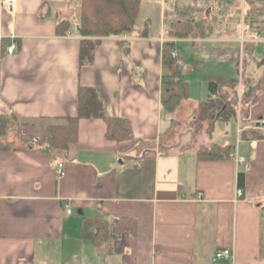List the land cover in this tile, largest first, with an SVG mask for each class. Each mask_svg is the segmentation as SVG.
Listing matches in <instances>:
<instances>
[{"label": "crops", "instance_id": "crops-1", "mask_svg": "<svg viewBox=\"0 0 264 264\" xmlns=\"http://www.w3.org/2000/svg\"><path fill=\"white\" fill-rule=\"evenodd\" d=\"M222 3L142 0L135 29L102 36L92 61L80 64V0H16L13 12L0 0V121L15 115L0 132V264L264 263V137L259 136L264 133V58L252 52L244 63L246 42L259 41L264 31L250 35L245 30L246 2L240 29L238 20L226 15L216 18L218 31L209 36H172L166 25L186 6L210 22ZM157 5L160 26L154 28ZM63 19L71 20L67 33L58 31ZM168 40L174 41L171 55L164 50ZM180 43L194 60L181 61ZM220 62H236L243 72L236 84L212 92L210 80L235 77L211 75ZM181 64L189 94L168 111L161 101L162 76ZM194 68L196 79L206 84L205 98L191 92L184 76ZM243 73L263 78L243 116L237 99L226 120H212L207 101L218 95L238 97ZM80 85L96 87L106 114L128 118L133 136L109 138L104 117L84 116L77 139L63 155L52 157L43 147L47 127L31 119L76 115ZM192 103L203 109L201 115L194 110L189 117L176 115ZM233 120L235 133L216 131ZM214 142L231 145V154L198 155V148ZM60 161L63 175L57 169ZM66 203L71 213L65 212ZM94 213L135 218V230L98 248L82 231L84 218ZM223 247L233 250L228 260L215 258Z\"/></svg>", "mask_w": 264, "mask_h": 264}, {"label": "trees", "instance_id": "trees-1", "mask_svg": "<svg viewBox=\"0 0 264 264\" xmlns=\"http://www.w3.org/2000/svg\"><path fill=\"white\" fill-rule=\"evenodd\" d=\"M142 0H80L78 11L79 30L82 35L80 43V64L89 63L93 59L94 50L102 36L123 34L132 32L137 24ZM224 3L229 0H220ZM246 9L243 12L245 30L250 35H258L264 31V1L245 0ZM222 5V6H223ZM177 17L166 21L167 30L172 36L183 37L189 35L210 34L213 25L207 17H195L192 6L179 7ZM70 19H63L59 24L60 33L69 31ZM147 29V26H146ZM174 47V41H165V54L170 53ZM239 81L234 78H218L210 80L212 92L220 85L236 84ZM256 88L254 78L246 76L242 95L246 101L250 100ZM189 94V81L183 78L179 71L164 74L162 76L163 107L174 110L178 104ZM237 95L227 98L226 95H218L207 101L210 106L212 120L222 118L226 120L235 112L233 102L237 101ZM5 115H7L5 113ZM102 116L107 122V136L114 139H125L133 136L131 123L128 118L122 116H109L105 112L104 102L99 90L93 86L80 85L78 98V113L65 116H41L31 119V122L43 123L48 130L44 149L52 157L63 155L70 142L78 137V123L81 117ZM15 115H8L0 121V132L11 123ZM259 136L264 137V133ZM231 145L223 146L212 143L210 146L198 148V155L205 158H222L231 154ZM240 182L243 172H239ZM136 220L132 217H108L103 213H94L84 218L82 227L83 236L94 241L96 246L119 237L125 230L134 231ZM264 264V263H263Z\"/></svg>", "mask_w": 264, "mask_h": 264}, {"label": "rangeland", "instance_id": "rangeland-1", "mask_svg": "<svg viewBox=\"0 0 264 264\" xmlns=\"http://www.w3.org/2000/svg\"><path fill=\"white\" fill-rule=\"evenodd\" d=\"M244 3H243V0H229V2L224 3V5L222 6V8L219 11L218 10L216 11L217 15L214 16V18L211 20V22L213 21V22L216 23V26L214 28H212L210 34L212 32L214 33L215 31H218V30H215V28L218 27V21H216V18L217 19H219L220 17L223 18L224 15H226V17H228V18H230V16H231L233 18L232 20H234V21L235 20H238V28L239 29L240 28H243L242 27V23L240 22V15H241L240 12H243ZM236 4L237 5L240 4L238 6V8L237 7L235 8ZM158 7H159V5H157V7H155V9L157 11V16L155 17V19H153L154 28H157V26L159 28V26H160V15H159V8ZM167 9H169V5H167ZM236 13H238V14L236 15ZM204 14L205 13L203 11L201 15L203 16ZM209 35H207V36H209ZM259 39H260L259 41H256V42L252 43L251 45H250L249 42H246V51H245V54L246 55L244 57V59H246V60H244V63L251 57L252 52L254 53L253 54L254 57L256 56V57H261L262 59L264 58V32L261 33ZM178 47H179V50L181 51V54H182L181 61H183V63L185 61L194 60V58L191 56L190 52H188L186 50V47L187 46H186L185 43H183V44L180 43L178 45ZM185 51H187V54L186 55H185ZM192 63H193V61H192ZM181 66H182V64L178 66V71L182 68ZM228 67H231L232 70L230 71V73H225V71H227V68ZM237 68H239V66L236 64V62L233 65L230 64L229 66H226V65H224L223 63L220 62L219 64L214 65V68H213V70H212V72L210 74L211 75L218 74V75H215L216 77H218V76H228V77L235 76L236 77V76H239L240 73L242 74V72H243V67L242 66L240 67L241 68L240 69V73L237 70ZM196 70H197V68L196 69L195 68L194 69H189V70L185 71L186 74L184 73V76L185 77H188L189 80H190V82H191V92L196 97H198V98H205L206 97V94H207L206 84H204L202 86L200 84V82H199V79H196V78H199L200 77L197 74ZM260 70L261 69H258L257 71L259 73H262ZM241 78L242 79H240V81L242 80V84H245L246 76H245L244 73H243V75H242ZM194 79H196V80H194ZM262 79L263 78H261V79L258 78L257 80H254V83L256 84V87L263 82ZM251 98H252V96H251ZM237 99H238V102H240V105H239V108H240V110H239L240 111V116H243V114L245 112L244 110H245V106H246V99L243 97L242 93L238 96ZM235 104L238 105L239 103L238 104L235 103ZM189 110H194V114H196V115H201L202 112H203V109L202 108H197V105L195 106V104L192 103L191 106L190 105L184 106V108H182L181 110H179V112L176 115L177 116L178 115H181V116H184V117H189L188 116ZM166 119H167V117L164 116L163 132H162V134H163L162 140L164 139L163 144L166 143V141H165V139H166L165 138V136H166L165 135L166 134V127H165V125L167 123V120ZM240 125L243 127V123L242 124L240 123ZM218 128L219 129L223 128L224 131L225 130H229L230 132L235 133V131H236V121L233 120L229 124H223V125H220L219 124L216 127V131H218Z\"/></svg>", "mask_w": 264, "mask_h": 264}, {"label": "built area", "instance_id": "built-area-1", "mask_svg": "<svg viewBox=\"0 0 264 264\" xmlns=\"http://www.w3.org/2000/svg\"><path fill=\"white\" fill-rule=\"evenodd\" d=\"M3 4L5 5V7L10 11V12H13L14 9H15V3H16V0H2ZM15 45H11L8 47V50L9 51H12L13 48H14ZM178 55V51L176 50H173L172 51V56L173 57H177ZM238 161H243L244 160V157L243 156H238L237 158ZM57 169H58V172L63 175L65 173V170H64V164L63 162H58L57 164ZM236 194L238 196H241L243 195V188L241 187H238L236 189ZM65 212L66 213H71L72 212V209H71V206L69 203H66L65 204ZM233 256V250L229 247H223V248H218L215 252V258L220 260V259H223V260H228L230 259L231 257Z\"/></svg>", "mask_w": 264, "mask_h": 264}, {"label": "water", "instance_id": "water-1", "mask_svg": "<svg viewBox=\"0 0 264 264\" xmlns=\"http://www.w3.org/2000/svg\"><path fill=\"white\" fill-rule=\"evenodd\" d=\"M262 125H264V121H262Z\"/></svg>", "mask_w": 264, "mask_h": 264}]
</instances>
